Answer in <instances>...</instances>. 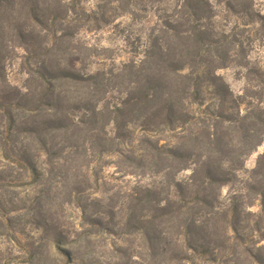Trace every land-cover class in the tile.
I'll list each match as a JSON object with an SVG mask.
<instances>
[{"label": "rangeland", "instance_id": "374dc122", "mask_svg": "<svg viewBox=\"0 0 264 264\" xmlns=\"http://www.w3.org/2000/svg\"><path fill=\"white\" fill-rule=\"evenodd\" d=\"M249 1L264 15V0ZM20 2L14 10L4 4L5 18L24 25L31 0H22L21 9ZM177 2L40 0L41 8L45 3L55 6L64 19L50 23L52 33L38 28L34 34L40 42L47 41V35L48 41L56 42L53 59L77 74L107 75L96 85L53 81L61 102L58 110H50L62 119V129H51L42 138L54 155L43 151L40 138L5 134V120L0 117V150L13 156L28 153L35 169L33 173L22 163H10L0 151V264H264V204L258 195L264 186V159H260L264 126L256 127L263 143L254 152L245 153L250 145L244 140L252 117L264 118V99H256L264 98V89H250V97L237 106L234 100L244 96L246 83L231 66L216 73L229 87L225 95L210 86L202 106L185 103L196 116L223 109L230 117L226 121L197 116L161 126L156 133H145L135 124L120 130L111 121L113 107L131 86L127 71L124 78L116 76L125 63L143 56L149 35L159 30L160 19ZM65 30L72 36L57 39ZM248 39V32H243L242 40ZM10 40L7 35L8 47L20 45ZM3 50L0 102H5L4 94H14L9 87L23 91L27 78L21 66L23 49ZM248 55L264 65V44L255 43ZM30 90L38 97L42 94L38 81ZM47 115L40 119L45 125ZM206 127L214 130L215 139L222 138L230 156L222 159L212 146L216 150L210 152L212 159L207 158ZM179 146L186 153L183 162L168 159L164 147ZM205 163L222 165L227 181L206 182L201 171L197 182H191L194 169ZM177 185L183 195L177 193ZM197 197L206 198L207 204ZM167 206L165 214L159 211ZM186 226L191 230L185 237ZM185 238L194 243L186 244Z\"/></svg>", "mask_w": 264, "mask_h": 264}, {"label": "trees", "instance_id": "16d2710c", "mask_svg": "<svg viewBox=\"0 0 264 264\" xmlns=\"http://www.w3.org/2000/svg\"><path fill=\"white\" fill-rule=\"evenodd\" d=\"M19 1L0 0V55L4 51L3 49L11 50L12 47L23 49L26 56L21 66L27 78L22 87L23 91L18 87H9L11 91H14V94L3 95L2 99L5 102L3 100L0 102V117L5 120V134L12 136V133H26L40 138L43 151L48 155H54L55 152L48 148L47 141L42 138L51 129H62V119L58 118L56 113L52 114L51 112L52 109L58 110L61 102L60 96L55 94L52 86L53 81L96 85L99 79L107 74L104 72L77 74L67 67H63L58 60L53 59L52 52L56 42L48 41V35L46 36L48 37L47 41L40 42L39 37L34 34L38 28L44 33H52L50 23L54 24L59 18L63 19L60 17V11L55 6H49L46 3V7L41 8L40 0H31L29 11L25 14L26 24L22 25L5 18L7 9L4 4H11V10H14L15 4ZM52 1L59 3V0ZM177 1L173 10L160 19L159 30H154L149 35L143 56L125 63L116 76V78H124L127 71L131 83L128 90L124 92V98L113 107L111 112L113 115L111 121L120 130L135 124L145 133H156L161 126H173L185 119L195 120L197 116L206 120L221 119L226 121L230 119L223 109L207 110L196 116L185 106V103L191 106H202L203 94L211 93L210 86L214 87L215 93L225 95L229 91V87L224 79L217 76L216 73L218 70L231 66L243 76L246 83L244 96L234 100L237 106L240 105V100L250 97V89H264V65L253 62L248 55V49L255 47V43L264 44V15L252 8L253 2L249 0ZM21 6L22 0L18 5L19 9ZM232 20L233 22H231ZM243 32H248V42L242 40ZM7 35H11L10 44L18 43L20 45L8 47L5 44ZM70 36H72L71 32L65 30L57 39L64 41ZM43 50L44 53H42ZM112 75L109 74V76ZM34 81L40 83L42 89L40 97L30 90L31 83ZM254 82H258L259 85L254 86ZM11 97L15 98L13 102H9ZM83 109L86 113L91 111L86 107ZM47 113L49 121L45 125L40 119H43L41 117ZM94 115H98V113L96 112ZM236 115L239 116V112ZM248 119L251 118H245V120ZM261 124L264 126V118L262 114H258L256 117H252L251 126L245 129L244 140L250 145L245 148V153L254 152L262 145L263 140H259V132H256L257 125ZM42 126H47V128L44 129ZM206 129L210 142L207 158H211V153L214 154L216 149L222 159L224 155L230 156V153L225 151L222 138L215 139L216 135L211 133L214 130L209 127ZM254 139L256 142L251 145L250 141ZM143 141L146 142V139ZM212 146L216 149L211 150ZM164 149H166L164 153L168 159L174 162H183L186 157L183 146L164 147ZM0 151L2 157L10 163H22L34 173L33 157L28 153L13 156L3 148ZM260 159H264V154ZM216 166L205 163L195 168L191 182H197V176L201 171L206 175V182H226L223 166ZM186 167L182 166L181 168L187 169ZM254 172L259 175L258 171ZM252 187L253 190L258 189L256 186ZM176 189L179 195H183L180 185H177ZM262 189L264 186L258 190V195L264 204V190ZM196 199H199L200 203L207 204L206 198L197 197ZM168 208L169 206L160 208L159 211L165 214ZM190 228V226H186L184 236L187 231L191 230ZM189 234L192 235L193 232H189ZM185 241L186 244L194 243V240L187 238ZM204 247L201 246L200 249L206 250ZM207 252H200V254L205 255Z\"/></svg>", "mask_w": 264, "mask_h": 264}]
</instances>
